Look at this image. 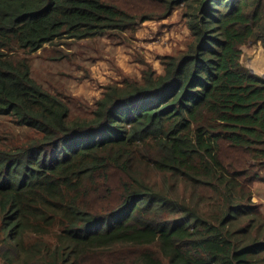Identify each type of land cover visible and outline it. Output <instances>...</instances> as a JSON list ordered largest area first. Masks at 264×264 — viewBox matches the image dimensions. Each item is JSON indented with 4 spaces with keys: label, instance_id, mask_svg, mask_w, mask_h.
<instances>
[{
    "label": "trees",
    "instance_id": "trees-1",
    "mask_svg": "<svg viewBox=\"0 0 264 264\" xmlns=\"http://www.w3.org/2000/svg\"><path fill=\"white\" fill-rule=\"evenodd\" d=\"M149 1L158 19L181 11L188 44L162 57V73L135 61L141 79L107 85L79 114L17 53L136 33L156 17L103 0H0V117L29 133L0 141L4 264H96L94 251L117 245L157 249L123 264H264L252 189L264 182V76L243 61L246 48L264 51V0ZM222 142L237 163H224ZM147 165L167 188L147 181Z\"/></svg>",
    "mask_w": 264,
    "mask_h": 264
},
{
    "label": "rangeland",
    "instance_id": "rangeland-1",
    "mask_svg": "<svg viewBox=\"0 0 264 264\" xmlns=\"http://www.w3.org/2000/svg\"><path fill=\"white\" fill-rule=\"evenodd\" d=\"M103 1L115 3L138 17L149 15L156 18L143 23L136 33L127 32L126 34H118L113 38L98 36L81 41L63 39L52 44H46L43 49L36 53L29 54L20 51L16 55L19 58L29 60L33 77L38 82L46 83L48 88L69 96L73 101V110L79 114L82 112L87 114L94 108L95 101L100 98L107 85L122 81L126 75L141 79L144 67L135 61H143L148 57L147 60L151 62L149 63L160 73L162 57L179 53L184 50L189 42V31L185 26L181 11L177 10L169 18L162 20L158 18L162 17L163 9L149 0ZM158 41L163 49L161 51L155 49L152 44V42ZM259 55L258 52L246 48L243 61L256 70H262L264 68V53L262 56ZM53 56L60 57L57 59L59 62L47 61ZM62 56L66 58L61 59ZM108 81L109 83L105 84ZM28 134L27 129L16 127L9 118L0 117V141L15 145L18 136L24 137ZM221 158L226 164L237 163V159H241L242 154L230 149L227 144L223 145L222 142ZM142 172L151 184H157L160 188H167V184L164 182L166 176L163 173L148 165L142 168ZM122 179V175L115 173L112 177L113 184L118 186ZM255 184L252 187L254 202L264 212V183ZM197 194L202 195L200 199L205 200L209 191L200 188ZM176 195L189 199L192 197V190L180 186ZM196 198L197 195L194 200ZM200 199H198L199 203L202 206L205 205L206 203ZM118 200V196L113 197L111 204L116 205ZM97 209L100 210V208ZM3 248L0 249V254ZM150 249L157 251L155 247L117 245L111 249L94 251L92 255L96 264H123V260L129 262ZM0 264H4L1 256Z\"/></svg>",
    "mask_w": 264,
    "mask_h": 264
},
{
    "label": "crops",
    "instance_id": "crops-1",
    "mask_svg": "<svg viewBox=\"0 0 264 264\" xmlns=\"http://www.w3.org/2000/svg\"><path fill=\"white\" fill-rule=\"evenodd\" d=\"M138 32V31H137ZM152 44L154 45V47H155V49H157V50H159V51H161V50H163L162 49V47L159 45V41L158 42H152ZM118 46H126V45H118ZM149 46H151L150 44H149ZM128 47V46H127ZM260 55L259 56H262L263 55V53H264V51L263 50H261V51H257ZM149 57H151L150 55H149ZM47 61H50V62H54V63H56V62H59L58 60H55V59H49V60H47ZM251 67V66H250ZM257 74H259V75H262V76H264V68L262 69V70H256L255 68H252ZM159 71H160V73H162L163 72V66L162 67H160V69H159ZM126 73V72H125ZM127 74V73H126ZM95 77V76H94ZM96 78V77H95ZM98 79V78H97ZM110 81V80H109ZM109 81L108 82H106L105 84H108L109 83ZM40 83H42L41 81H39ZM42 84H44V83H42ZM45 86H47L48 84H44ZM54 91V90H53ZM258 183V182H257ZM262 183H264V182H262ZM255 185H257V184H255ZM256 197V196H255Z\"/></svg>",
    "mask_w": 264,
    "mask_h": 264
}]
</instances>
